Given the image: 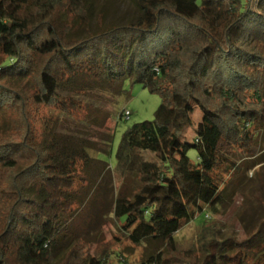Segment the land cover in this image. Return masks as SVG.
<instances>
[{"label": "trees", "instance_id": "obj_1", "mask_svg": "<svg viewBox=\"0 0 264 264\" xmlns=\"http://www.w3.org/2000/svg\"><path fill=\"white\" fill-rule=\"evenodd\" d=\"M99 1L0 0V112L13 113L0 135V264H50L58 252L62 264H111L122 240L166 243L168 264H264V213L243 238L213 226L227 179L244 154L256 155L252 128L264 129V0H132L135 17L108 24L99 14L92 27ZM201 3L226 6L220 31ZM124 77L160 102L115 150L113 171L136 170L141 185L114 201L116 241L88 249L72 225L91 182L78 163L88 166L97 151H59L46 138L57 120H74L92 88L109 91ZM196 110L193 144L212 148L208 163L183 148ZM145 154L154 162L142 166ZM199 217L193 242L179 250L177 233Z\"/></svg>", "mask_w": 264, "mask_h": 264}, {"label": "rangeland", "instance_id": "obj_2", "mask_svg": "<svg viewBox=\"0 0 264 264\" xmlns=\"http://www.w3.org/2000/svg\"><path fill=\"white\" fill-rule=\"evenodd\" d=\"M200 15L217 31L227 24L229 13L225 5L210 6L200 4ZM98 12L92 19V27L99 21L98 15H103V22L108 24H123L137 15L132 0H100ZM1 13V11H0ZM80 28L77 29V31ZM76 31V30H75ZM74 31V33H75ZM83 31L77 32L82 35ZM2 52L8 50V45L1 47ZM2 54V53H1ZM85 83L84 78H76L75 86ZM84 106L75 111L74 120L59 119L50 131L46 140H51L59 151H73L74 154H92L88 162L78 163L79 175L91 182L81 188L82 201L75 210L72 230L80 244L92 249L117 235V223L113 217V205L117 196L135 192L141 186L137 180L136 170L120 176L113 171L115 165V150L122 133L132 124L153 118V112L160 102L158 94L150 93L140 83H133L131 78L124 77L117 81L109 91L92 88L87 93ZM97 102V104H96ZM128 112V115L125 113ZM122 114V116H120ZM12 112H0V135L10 129L8 119ZM200 111L193 115V123L186 133L184 151L193 160L202 158L210 162L212 148L206 147L199 153L194 147L197 136L195 127ZM48 131V130H47ZM254 148L256 155L248 156L240 163V168L233 171L232 179H227L225 189L226 207L222 214L214 216L213 226L220 230V237L243 238L258 224L263 216L264 203V129L253 127ZM85 151H84V150ZM80 156V155H79ZM142 166L153 163L154 159L145 154ZM79 181L76 188L80 189ZM193 188V187H192ZM173 196L183 197L185 194L173 189ZM202 217L186 224L177 233L179 250L185 249L193 242L198 232L196 224ZM166 243L159 241L145 242L134 245L121 241L115 246L116 254L110 260L111 264H168L172 258ZM88 252L86 250L84 253ZM61 253L58 252L50 264H62ZM172 257V258H171ZM169 259V260H165ZM77 264H82L79 261Z\"/></svg>", "mask_w": 264, "mask_h": 264}, {"label": "built area", "instance_id": "obj_3", "mask_svg": "<svg viewBox=\"0 0 264 264\" xmlns=\"http://www.w3.org/2000/svg\"><path fill=\"white\" fill-rule=\"evenodd\" d=\"M125 115H128V112H126Z\"/></svg>", "mask_w": 264, "mask_h": 264}]
</instances>
